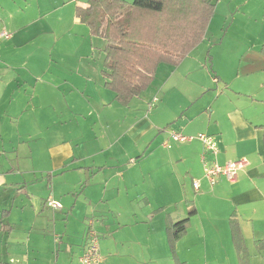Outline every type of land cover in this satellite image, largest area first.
Segmentation results:
<instances>
[{"label": "crops", "instance_id": "1", "mask_svg": "<svg viewBox=\"0 0 264 264\" xmlns=\"http://www.w3.org/2000/svg\"><path fill=\"white\" fill-rule=\"evenodd\" d=\"M87 1L31 0L47 11L30 19L29 0H0V34L12 35L0 39V238L27 232L2 240L0 264H81L90 224L98 264H176L169 223L187 225L181 264H240L233 218L250 264H264V0H217L203 41L178 66L160 64L128 106L105 86L106 40L76 15ZM49 8L73 18L50 22ZM172 131L212 135L219 153L173 142ZM205 158L248 166L211 186Z\"/></svg>", "mask_w": 264, "mask_h": 264}, {"label": "trees", "instance_id": "2", "mask_svg": "<svg viewBox=\"0 0 264 264\" xmlns=\"http://www.w3.org/2000/svg\"><path fill=\"white\" fill-rule=\"evenodd\" d=\"M217 0H88L87 8L77 7L76 15L94 37L106 40L103 77L116 100L128 106L154 81L160 64L178 66L204 39L215 13ZM232 238L240 264L250 257L231 221ZM187 225L169 223L168 240L176 264H181L175 244Z\"/></svg>", "mask_w": 264, "mask_h": 264}, {"label": "built area", "instance_id": "3", "mask_svg": "<svg viewBox=\"0 0 264 264\" xmlns=\"http://www.w3.org/2000/svg\"><path fill=\"white\" fill-rule=\"evenodd\" d=\"M12 36L8 32H3L0 35V39H10ZM170 138L173 142H192L194 140L201 141L205 146L206 153H211L216 156L219 153V148L216 139L212 135L198 134L195 137L184 136L176 131L170 133ZM167 147L171 146L170 139L165 144ZM248 166L246 158H240L235 161L228 162L224 166L217 162L208 163L206 158L204 161V176L211 186L216 185L221 177H225L230 182H235L242 172ZM194 188L199 191V182L194 183ZM48 208L62 209V205L54 200H48L46 202ZM100 239L96 229L90 224L87 238L85 240L84 252L81 256V264H98L100 261Z\"/></svg>", "mask_w": 264, "mask_h": 264}, {"label": "rangeland", "instance_id": "4", "mask_svg": "<svg viewBox=\"0 0 264 264\" xmlns=\"http://www.w3.org/2000/svg\"><path fill=\"white\" fill-rule=\"evenodd\" d=\"M64 2H67V0H64ZM10 2L9 1H4V5H7V4H9ZM29 3H31V0H29ZM127 3H130V2H127ZM132 3V2H131ZM32 5L30 6V7H26L27 9L25 10V14H24V16H26L27 18H30V19H36L37 17H38V15L39 14H43L44 12L46 13V9L44 8V6L43 5H38L37 3H35V2H33V3H31ZM5 8V7H4ZM17 8H21V6H19V5H17V7L15 8V7H13V5L11 4V5H9V6H7V12L8 11H10V10H15V9H17ZM69 10H71V9H65L62 13H59V15H57V17H56V14L57 13H55L56 11H52L50 8H49V13L51 14V15H49V18H54V19H51V20H49L50 22L51 21H54L55 20V18H59V16L60 15H62L63 17H65V18H67V19H71V18H73L72 17V15H71V13L69 12ZM72 10H74L73 8H72ZM48 21V22H49ZM40 23H43V22H40ZM72 25H71V22H69L68 21V25L66 26V27H64V31L66 30V28L68 27V29L70 30V31H72L71 30V27ZM41 27V25H37V26H31V27H29V29H28V32H31L32 30H38V28H40ZM88 28V27H87ZM88 30H89V28H88ZM48 32H50V30H47ZM74 32L76 31V29H74L73 30ZM4 32H6V31H4ZM3 33V32H2ZM89 33H90V31H89ZM9 34H11V33H9ZM1 35V34H0ZM51 35V34H50ZM90 35H91V33H90ZM12 36V35H11ZM92 37H94L93 35H91ZM45 39H48V43H50L51 44V42L49 41V39H50V37L49 36H47ZM47 43V42H46ZM69 45L65 42L64 43V47L65 48H67ZM74 48V49H73ZM73 48L71 49V50H77L79 47L78 46H73ZM48 49H49V47H48ZM33 49H29V51H31V53L33 54V53H35V52H33L32 51ZM37 52V56H34L33 58H32V63H31V65L32 66H34V68H36V69H38V70H41L42 68H44V66L46 65V63H48V61H47V59H46V57H45V54L43 53V52H40V51H36ZM54 64H57V62H54ZM20 212H15L14 213V215H13V219L15 220V221H19V219H20V214H19ZM9 215H6V216H3V218H2V214L0 215V217H1V219L4 221V223H5V225H6V228L8 229L9 228V222H7V217H8ZM2 226H3V224H2ZM2 229V228H1ZM8 231V230H7ZM25 236H27V232H20V231H17V234H9V235H6L5 237H1L0 238V253L2 254L3 253V249L1 248V246L3 245L4 246V243L2 244V240L3 241H8L9 242V240L10 241H14V240H16L15 242H19V243H23V239H24V237ZM8 239V240H7Z\"/></svg>", "mask_w": 264, "mask_h": 264}]
</instances>
